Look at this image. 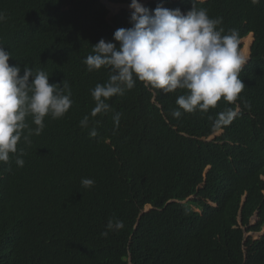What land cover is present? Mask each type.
I'll use <instances>...</instances> for the list:
<instances>
[{
    "label": "trees",
    "instance_id": "trees-1",
    "mask_svg": "<svg viewBox=\"0 0 264 264\" xmlns=\"http://www.w3.org/2000/svg\"><path fill=\"white\" fill-rule=\"evenodd\" d=\"M103 1L112 12L131 3ZM143 5L186 13L193 0ZM195 6L222 17L225 33L237 29L247 58L253 34L235 104L221 98L206 113L175 118L186 90L164 93L137 80L91 117L90 90L109 69L88 72L83 61L102 38L118 46L113 34L132 26L133 9L109 17L100 0H0L10 66L19 64L20 75L25 64L46 71L49 83L64 79L73 100L63 118L45 117L42 133L30 144L22 138L0 163V264H264V232L252 235L264 229V0ZM237 105L241 114L217 127L218 113ZM85 115L87 129L79 124ZM82 178L94 186L83 188ZM109 220L124 227L108 230Z\"/></svg>",
    "mask_w": 264,
    "mask_h": 264
},
{
    "label": "clouds",
    "instance_id": "clouds-1",
    "mask_svg": "<svg viewBox=\"0 0 264 264\" xmlns=\"http://www.w3.org/2000/svg\"><path fill=\"white\" fill-rule=\"evenodd\" d=\"M195 2L193 0L192 8L183 13L179 8L162 5L149 9L140 0H131L132 26L121 27L113 34L118 46L102 38L83 61L88 72L102 67L109 69L107 81L97 83L90 90L95 101L91 117L107 112L110 109L107 101L131 90L137 80L164 93L186 90V94L176 100L179 107L172 111L175 118L181 117V110L206 113L215 108L221 98L235 104L245 87L240 72L248 59L239 49V32L230 29L225 33L220 27L222 17H210L207 9L197 8ZM251 2L259 4L260 0ZM5 20V13L0 11V22ZM12 56L0 44V163L4 164L10 162V154L18 152L17 145L22 138L30 144L32 135L42 133L45 117L63 118L73 104L67 81L49 83L50 75L46 71L34 70L27 64L20 75L21 66L9 64ZM240 114L238 105L227 108L218 113L215 125H229ZM29 117L36 127L28 122ZM120 119L121 113L116 112L113 120L117 128ZM89 122V115H85L79 122L80 127L89 128ZM89 135H97L94 127ZM23 155L20 149L15 161L19 167L24 165ZM94 183L91 178L81 179L83 188H91ZM123 227L120 220H109L107 224L108 230ZM107 234V231L102 233Z\"/></svg>",
    "mask_w": 264,
    "mask_h": 264
},
{
    "label": "water",
    "instance_id": "water-1",
    "mask_svg": "<svg viewBox=\"0 0 264 264\" xmlns=\"http://www.w3.org/2000/svg\"><path fill=\"white\" fill-rule=\"evenodd\" d=\"M100 1H101L102 4L107 8V6L105 5L104 1H102V0H100ZM147 1H149V0H141L140 2H141L142 4H145ZM107 2H108V0H107ZM121 6H122L121 9H125V8L128 7L126 10H131V8L129 7V5L122 4ZM115 14H116V13H115ZM251 36H252V41H251V44H252V42H253V34H251ZM240 43H241V41H240ZM251 44H250V46H251ZM250 46H249V54H250ZM249 54H248V59H247V61L249 60ZM246 63H247V62H246ZM246 63H245V64H246ZM149 209H150V206H146V208H145L144 211H148ZM263 232H264V229H263L261 232L257 233V237L260 236Z\"/></svg>",
    "mask_w": 264,
    "mask_h": 264
},
{
    "label": "rangeland",
    "instance_id": "rangeland-1",
    "mask_svg": "<svg viewBox=\"0 0 264 264\" xmlns=\"http://www.w3.org/2000/svg\"><path fill=\"white\" fill-rule=\"evenodd\" d=\"M103 1V0H102ZM121 7L122 6H119L118 8H117V10L116 11H114V12H112L111 10H109L108 8V11H109V17H112L115 13H117L120 9H121ZM128 8V7H127ZM127 8H125V9H127ZM240 45L242 46L243 44H242V42L240 43ZM253 235V237L255 238V237H257V234H252Z\"/></svg>",
    "mask_w": 264,
    "mask_h": 264
}]
</instances>
